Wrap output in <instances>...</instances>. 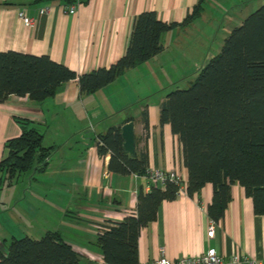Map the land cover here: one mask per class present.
<instances>
[{
    "label": "crops",
    "instance_id": "1",
    "mask_svg": "<svg viewBox=\"0 0 264 264\" xmlns=\"http://www.w3.org/2000/svg\"><path fill=\"white\" fill-rule=\"evenodd\" d=\"M263 2L0 0V52L47 55L79 75L110 67L124 56L134 20L142 12L155 11L160 20L180 24L163 34L160 54L92 94H82L78 82L70 81L42 102L28 95H11L0 103V160L6 142L21 134L16 118L40 125L44 144L56 148L45 170L26 174L29 183L21 185L11 207L6 203L1 211L0 253L8 252L14 238H42L52 231L73 245L80 264H103L99 234L136 212L138 191L147 180L111 173L110 155L98 153L99 135L134 122L136 152L148 153L150 170L175 171L187 182L182 145L171 126L161 124V105L169 92L180 88L179 81L198 77L222 49L225 34ZM73 5L76 12L70 14L67 8ZM196 8L197 17L184 25ZM44 9L47 12L42 13ZM21 12L33 20L31 25L20 17ZM32 181L45 196L26 203L24 192L32 187ZM230 193L231 201L224 218L216 222L214 236L208 235L213 222L208 214L212 184L193 196L185 193L164 201L157 220L141 230L139 263L162 255L177 260L216 250L224 256L225 264L233 255H247L264 264V216L255 214L254 202L241 185H232ZM15 205L20 209L15 211Z\"/></svg>",
    "mask_w": 264,
    "mask_h": 264
},
{
    "label": "trees",
    "instance_id": "2",
    "mask_svg": "<svg viewBox=\"0 0 264 264\" xmlns=\"http://www.w3.org/2000/svg\"><path fill=\"white\" fill-rule=\"evenodd\" d=\"M74 2V0H67ZM198 9L184 25L194 20ZM158 18L155 11L139 14L133 24L124 56L110 67L79 75L47 55L0 52V103L11 95L38 102L55 95L59 86L77 81L82 94H92L114 82L127 70L148 62L163 51L162 36L179 26ZM21 134L5 144L0 160V189L12 186L30 172L41 173L56 151L44 144L45 132L35 122L16 118ZM160 122L169 124L179 137L188 171L189 196L213 185L208 214L221 221L231 201V187L241 185L254 202L256 215L264 216V4L235 27L220 53L201 70L188 88L175 89L160 108ZM145 128L149 127L144 113ZM101 156L110 155L111 173L144 176L149 168L147 152L131 156L124 149L120 127L99 135ZM148 184V183H147ZM142 185L136 212L110 224L99 234L103 264H140L141 230L158 218L160 205L178 197L179 185ZM80 255L60 233L49 231L40 239L14 238L0 264H80Z\"/></svg>",
    "mask_w": 264,
    "mask_h": 264
},
{
    "label": "built area",
    "instance_id": "3",
    "mask_svg": "<svg viewBox=\"0 0 264 264\" xmlns=\"http://www.w3.org/2000/svg\"><path fill=\"white\" fill-rule=\"evenodd\" d=\"M76 5L68 7V12L74 14L76 12ZM42 13L47 12L46 9L41 10ZM20 17L24 20L27 25H31L33 20L26 16L25 12L20 13ZM136 180L146 179L147 183L145 186L146 191H150L151 183L159 184L164 186L166 181H172L179 185L178 195L187 193L186 186L187 182L175 171H163V170H148L144 176L133 174ZM216 223L212 222L209 236H214ZM226 260L223 255L218 253L216 250H210L205 254L194 257H181L177 260H170L166 256L162 255L156 260L146 262L144 264H225ZM228 264H257V262L251 259L247 255H233L228 259Z\"/></svg>",
    "mask_w": 264,
    "mask_h": 264
},
{
    "label": "rangeland",
    "instance_id": "4",
    "mask_svg": "<svg viewBox=\"0 0 264 264\" xmlns=\"http://www.w3.org/2000/svg\"><path fill=\"white\" fill-rule=\"evenodd\" d=\"M263 4H264V2H263ZM262 4V5H263ZM261 5V6H262ZM261 6H259L258 8H256V10L257 9H259ZM255 10V11H256ZM254 11V12H255ZM253 12H251V14H252ZM248 16L250 15V14H247ZM247 16V17H248ZM246 17V18H247ZM242 23H240V24H238L237 26H240ZM236 26V27H237ZM235 28V27H234ZM233 28V29H234ZM230 31L227 33V34H225V39L230 35ZM225 42V41H224ZM214 44V48H216V46H217V43L216 42H212V45ZM221 49V48H220ZM220 51L221 50H219V52H218V54L220 53ZM218 54H216V55H218ZM196 78H197V76L195 75V76H193L192 78H185L184 80H182V81H179L178 82V85H180V88H182V89H184V88H188L189 87V85L191 84L190 83V81H195L196 80ZM26 181L29 183V181L28 180H26L25 179V177L21 180V182H19V184H14L13 186H11V187H8V188H6V189H0V222L1 223H3L2 222V220H3V217H1L2 216V213H1V211L3 210V209H5L6 208V203H10V204H8L7 205V208L8 207H11V202L13 201V199H15L16 198V195H17V190H19L18 188L21 186V185H24L25 183H26ZM37 188H39V187H36V185H34V182L32 181V187L30 188V189H27L25 192H24V194L27 196V199H26V203L27 202H29L30 200H33V199H36V198H38V197H42V196H45V195H41V193L42 192H44L43 190H40V188L39 189H37ZM39 191V192H38ZM46 193V192H45ZM21 195V194H20ZM15 211L16 210H19L20 209V207H16V205H15V207L13 208ZM32 209V208H31ZM1 225V224H0ZM32 237H34V239H40L38 236H32ZM18 238H23V237H21V236H19ZM9 246V245H8ZM1 252H2V250H0ZM3 253V252H2ZM5 254L6 255H8V252H5Z\"/></svg>",
    "mask_w": 264,
    "mask_h": 264
},
{
    "label": "water",
    "instance_id": "5",
    "mask_svg": "<svg viewBox=\"0 0 264 264\" xmlns=\"http://www.w3.org/2000/svg\"><path fill=\"white\" fill-rule=\"evenodd\" d=\"M122 137L124 140V149L131 156L136 155V134L135 124L130 121L122 127Z\"/></svg>",
    "mask_w": 264,
    "mask_h": 264
}]
</instances>
